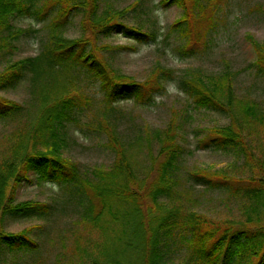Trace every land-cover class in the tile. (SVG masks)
<instances>
[{"label": "trees", "instance_id": "16d2710c", "mask_svg": "<svg viewBox=\"0 0 264 264\" xmlns=\"http://www.w3.org/2000/svg\"><path fill=\"white\" fill-rule=\"evenodd\" d=\"M104 2L108 0H0V55L6 59L0 70V91L16 88L28 79L38 108L34 122L14 132L0 155V256L6 248H38L30 235L32 228L20 232L5 228L9 218L42 216L50 211L48 202L16 199L21 186L33 183L31 175L35 174L39 182L68 188L80 203L87 200L80 219L85 224L117 223L119 227L112 229L123 234L124 244L132 245L139 239L140 264H170L167 253L178 242L183 243L185 255L177 264H264V223L235 226L184 207L183 197L192 199V186L185 187L180 180L185 148L179 140L180 115L176 111L163 128L147 129L148 136L153 134V140H147L148 146L155 139L158 147L157 154H151V165L144 176L138 175V164L123 142L113 114L118 111L115 103L122 100H133L140 106L154 104L156 97L175 82L196 109L212 110L230 119L228 125L207 129L199 139V147L231 152L240 159L246 155L252 161L250 129L257 125L264 129V101L239 96L238 72L228 66L215 73L189 68L177 74L175 69L157 64L143 81L123 73L112 65L107 53L135 50L136 46L112 45L104 39L122 35L150 44L158 42L159 33L125 22L123 12L103 9ZM161 3L165 7L176 5L182 11L172 30L182 38L178 50L183 55H194L201 45L209 44V33L219 22L221 0ZM24 15L47 19L46 33L36 55L10 61L9 56L18 49L16 40L27 32L13 19ZM78 16L83 35L67 37L69 25ZM247 38L254 48V65L264 74V42L252 34ZM84 80L99 83L105 103L103 116L97 121L88 120L86 125L96 124V129L105 132V145L115 154L110 167H95L92 176L64 155L69 126L79 124L93 103L92 97L81 92ZM25 110L23 104L0 95V120L16 119ZM188 179L208 190L228 192L247 202L252 212H262L264 175L237 177L226 169L212 171L197 166L188 172ZM108 252L92 264H113L117 252L111 256Z\"/></svg>", "mask_w": 264, "mask_h": 264}, {"label": "rangeland", "instance_id": "374dc122", "mask_svg": "<svg viewBox=\"0 0 264 264\" xmlns=\"http://www.w3.org/2000/svg\"><path fill=\"white\" fill-rule=\"evenodd\" d=\"M162 0H108L103 9L123 12V20L131 25H140L147 30L159 33L157 43L143 44L122 35L104 39L112 45L136 46V49L112 50L107 58L112 65L138 81L145 80L157 64L175 69L182 74L189 68H202L215 73L229 67L238 72L236 91L241 97L264 101V74L254 65L255 52L247 38L252 34L258 41L264 42V0H221L218 11L217 27L209 33V44L201 45L194 55L185 56L179 50L182 38L173 23L182 11L176 5L165 7ZM81 17L74 19L65 35L70 38L82 36ZM13 23L27 30L16 40L18 49L11 54L10 61L36 55L40 51L41 40L46 33V20L33 15L18 16ZM101 43V42H100ZM6 59L0 55V70ZM81 92L93 98L90 110L81 118L79 124L72 123L68 128V145L64 155L76 161L84 174L92 176L95 167L108 168L113 163L115 154L105 145L106 133L88 127V120L97 121L103 116L105 107L103 91L99 83L83 81ZM4 98L17 101L25 106V112L16 119L0 120V155L8 146L9 137L16 131L34 122L38 113L36 100L30 90L28 79L16 88L2 90ZM118 110L113 113L119 124L123 142L130 147L137 162L139 176L146 174L151 165V156L157 154L158 142L154 139L151 146L147 140H153V134L147 129L163 128L172 113L177 112L180 122L179 140L185 148L180 180L185 187L192 186L191 200L183 197L186 209H194L221 223L231 222L235 226L243 224L257 226L264 223V207L260 214L252 212L248 203L223 191L208 190L202 184L189 181L188 172L195 167L208 168L212 171L226 169L237 177L264 175V129L257 125L250 129L249 142L252 145V161L245 155L237 158L234 153L213 148L199 147V139L212 126L228 125L230 119L215 111L196 109L187 95L175 82L167 86V91L156 97L155 103L140 106L133 100L116 102ZM152 152V153H150ZM152 154V155H151ZM33 183L25 182L17 193V201L35 200L48 202L50 211L42 216L9 218L5 224L7 231L20 232L32 228L30 235L37 241L38 248L29 250L4 249L0 264H92L104 251L117 252L113 264H140L142 244L136 239L132 245L124 244L122 233L112 229L116 224L91 226L82 222L81 213L85 204L79 202L68 188L45 182H39L35 174ZM250 214V218L248 217ZM263 214V215H262ZM123 221V220H122ZM128 226V225H127ZM110 234V236H109ZM114 236V237H112ZM124 237V236H123ZM111 238L110 240H108ZM139 244L135 245V242ZM113 242V243H112ZM176 246V247H175ZM185 255L183 243L172 245L167 253L170 264L180 263Z\"/></svg>", "mask_w": 264, "mask_h": 264}]
</instances>
